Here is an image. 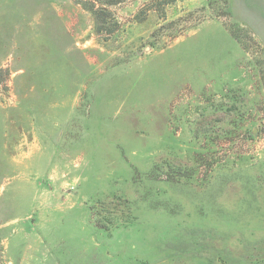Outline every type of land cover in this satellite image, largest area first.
<instances>
[{
  "label": "rangeland",
  "instance_id": "374dc122",
  "mask_svg": "<svg viewBox=\"0 0 264 264\" xmlns=\"http://www.w3.org/2000/svg\"><path fill=\"white\" fill-rule=\"evenodd\" d=\"M85 1L0 0V264H264V0Z\"/></svg>",
  "mask_w": 264,
  "mask_h": 264
},
{
  "label": "trees",
  "instance_id": "16d2710c",
  "mask_svg": "<svg viewBox=\"0 0 264 264\" xmlns=\"http://www.w3.org/2000/svg\"><path fill=\"white\" fill-rule=\"evenodd\" d=\"M123 1H125V0H92V1L87 0V1H85V6L87 9L92 11L94 16L96 17V20L98 22V30H102L104 28H107L108 18H114V20H115L113 13L111 11H109L110 9L108 8V5L120 3ZM170 2L171 1L167 0V3H170ZM114 22L116 24V21H112V24Z\"/></svg>",
  "mask_w": 264,
  "mask_h": 264
}]
</instances>
